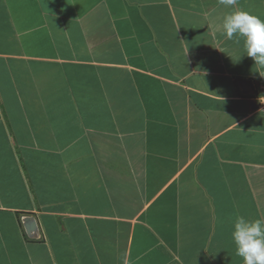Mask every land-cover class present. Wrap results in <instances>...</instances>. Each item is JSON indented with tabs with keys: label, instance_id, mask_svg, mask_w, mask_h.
Instances as JSON below:
<instances>
[{
	"label": "crops",
	"instance_id": "0c3cea01",
	"mask_svg": "<svg viewBox=\"0 0 264 264\" xmlns=\"http://www.w3.org/2000/svg\"><path fill=\"white\" fill-rule=\"evenodd\" d=\"M233 10L264 0H0V264H244L264 67Z\"/></svg>",
	"mask_w": 264,
	"mask_h": 264
},
{
	"label": "clouds",
	"instance_id": "9594fccd",
	"mask_svg": "<svg viewBox=\"0 0 264 264\" xmlns=\"http://www.w3.org/2000/svg\"><path fill=\"white\" fill-rule=\"evenodd\" d=\"M218 3L232 8L237 0H218ZM222 29L228 40L243 38L247 56L256 66L264 67V19L244 10H233L225 15ZM231 235L236 254L244 264H264V219L237 216Z\"/></svg>",
	"mask_w": 264,
	"mask_h": 264
},
{
	"label": "water",
	"instance_id": "95a60500",
	"mask_svg": "<svg viewBox=\"0 0 264 264\" xmlns=\"http://www.w3.org/2000/svg\"><path fill=\"white\" fill-rule=\"evenodd\" d=\"M243 92L249 93L250 89L253 88V82L250 79H241L239 81ZM254 107H257V103L252 104ZM22 222L24 224L27 235L30 238H39L41 233L39 230V226L36 220V217L32 214H25L22 216Z\"/></svg>",
	"mask_w": 264,
	"mask_h": 264
}]
</instances>
